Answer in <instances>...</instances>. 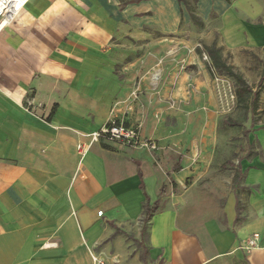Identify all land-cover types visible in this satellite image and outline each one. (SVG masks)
<instances>
[{
	"label": "crops",
	"instance_id": "1",
	"mask_svg": "<svg viewBox=\"0 0 264 264\" xmlns=\"http://www.w3.org/2000/svg\"><path fill=\"white\" fill-rule=\"evenodd\" d=\"M16 7L13 19L0 20V264H140L135 240L146 245L141 264H264L262 125L249 141L259 153L234 164L249 187L239 222L234 190L222 216L196 190L173 192L208 172L229 103L196 49L216 34L229 52L263 49L264 14L260 23L253 17L264 0H19ZM211 16L220 22L214 31L206 29ZM123 116L158 150L87 136ZM194 148L206 162L198 169ZM146 201L159 206L140 245ZM253 233L259 239L248 249Z\"/></svg>",
	"mask_w": 264,
	"mask_h": 264
},
{
	"label": "rangeland",
	"instance_id": "2",
	"mask_svg": "<svg viewBox=\"0 0 264 264\" xmlns=\"http://www.w3.org/2000/svg\"><path fill=\"white\" fill-rule=\"evenodd\" d=\"M263 14L264 12H262L261 15L253 18L257 19V22L260 23L262 21ZM245 19L248 23L251 22L250 18ZM219 25L220 22L218 18H216V16H211L209 18L206 29L208 31H214L219 27ZM195 26L199 28L198 25ZM215 41L216 43L222 42L220 35H215ZM198 48H202V46ZM222 53L227 62L233 65L236 70L240 71L250 85L254 86L256 84L261 73L262 60L264 55L263 49L261 47H255L253 49H239L233 52L226 51L225 48H222ZM200 55L203 58V53ZM207 60L209 61L208 58ZM213 78L215 82H218L221 86L225 87V92L229 102L227 107H225L226 109L223 113V117L230 116L234 119L240 120L243 127L249 128L250 113H245L241 108L236 107L235 98L232 92V81L228 77L220 75H214ZM256 119L257 125H262L264 123V90L261 93L259 111L256 115ZM241 128L242 127L221 126L219 122L217 144L210 147V152L213 151V159L208 166V172L199 177L191 176L189 178L181 180L178 185H175L173 187V192L185 193L194 192V190H196V192L204 194L208 200H214L217 207V214L218 216H222V207L224 204L225 196L233 191L231 181L235 168L233 166L222 167V164L226 160H231L233 164L236 165L239 158L245 156L248 151L252 150L254 152V150L256 149L254 145L251 146V148L248 145L250 139L252 138L251 132L246 138L242 135ZM199 150L200 148H198V151L196 152V148H194L192 154L193 158L191 160V164L197 169L199 167L196 166V164L205 166L206 163L204 159L200 157ZM239 198L240 203L242 204L245 200V194L241 193ZM133 226H131L130 230H133V228H135V225ZM147 232L148 223L146 233ZM132 235L133 234L131 233V240H133ZM133 245L140 252L141 264L142 251L146 248V245L143 244L142 246L138 247L135 242H133Z\"/></svg>",
	"mask_w": 264,
	"mask_h": 264
},
{
	"label": "trees",
	"instance_id": "3",
	"mask_svg": "<svg viewBox=\"0 0 264 264\" xmlns=\"http://www.w3.org/2000/svg\"><path fill=\"white\" fill-rule=\"evenodd\" d=\"M191 11V18L194 21V23H197L198 25L202 26L203 23L200 21V19L193 13V10ZM197 52L199 54L205 53L209 59V68L211 71L212 76L214 75H220L228 77L233 84V95L235 98V104L236 107L241 108L245 113H250V127L245 128L242 126V123L240 120L234 119L230 116H225L220 120L221 126H228V127H242V135L244 137H248L249 133L252 131L256 125H257V119L256 115L259 111V104L261 100V93L264 90V55L262 60V69L261 73L259 75V78L254 86L250 85L243 74L236 70L233 65L227 62L226 58L223 56L222 48L217 46L216 42L214 41L210 45L203 44L202 48H197ZM264 52V47H263ZM262 129H264V123L262 124ZM251 148L252 144H248ZM259 152H252V150L248 151L246 154V157H249L250 155L258 154ZM225 166H233L234 168V174L232 177V188L234 190V194L236 197V223L240 220V210H241V204L239 196L242 192H249V187L244 186L241 183L242 180V172L240 171L239 165L234 166L233 162L231 160H226V162L223 165ZM179 166H176L175 169H178ZM164 188L161 187L160 194H163ZM147 200V198H146ZM159 206L158 201L153 202L151 205L148 204V201H146V204L144 206V216H143V224L140 231L141 240L140 245L143 239L146 238V230H147V223L150 220L151 216L153 215V212L157 210ZM120 230L116 228V232H119ZM131 238V235H129ZM135 243L138 244V242ZM142 259H144V256L142 254Z\"/></svg>",
	"mask_w": 264,
	"mask_h": 264
},
{
	"label": "built area",
	"instance_id": "4",
	"mask_svg": "<svg viewBox=\"0 0 264 264\" xmlns=\"http://www.w3.org/2000/svg\"><path fill=\"white\" fill-rule=\"evenodd\" d=\"M19 0H0V20L1 24L8 22L15 16L18 11L16 3ZM203 58L207 59V55L203 53ZM153 79H157V74H154ZM130 108L125 110L124 115L129 113ZM92 142H116L127 147H141L148 151L155 152L158 150V144L155 140L142 138L139 133L138 126L127 124L123 117H112L98 130L87 134ZM77 149L83 152L86 148L79 143ZM98 215H102V211H98ZM259 239L258 233H253L246 240V248H252L256 245Z\"/></svg>",
	"mask_w": 264,
	"mask_h": 264
},
{
	"label": "bare ground",
	"instance_id": "5",
	"mask_svg": "<svg viewBox=\"0 0 264 264\" xmlns=\"http://www.w3.org/2000/svg\"><path fill=\"white\" fill-rule=\"evenodd\" d=\"M22 2H25V0H21ZM5 23V22H4Z\"/></svg>",
	"mask_w": 264,
	"mask_h": 264
}]
</instances>
